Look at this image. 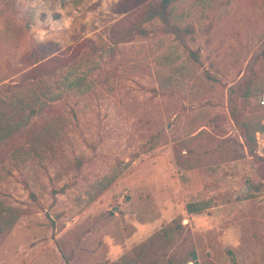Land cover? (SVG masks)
Returning a JSON list of instances; mask_svg holds the SVG:
<instances>
[{
  "label": "rangeland",
  "instance_id": "1",
  "mask_svg": "<svg viewBox=\"0 0 264 264\" xmlns=\"http://www.w3.org/2000/svg\"><path fill=\"white\" fill-rule=\"evenodd\" d=\"M148 1L0 0V264H264V151L229 102L264 130V0H180L186 43H114ZM47 41L76 59L24 82Z\"/></svg>",
  "mask_w": 264,
  "mask_h": 264
},
{
  "label": "trees",
  "instance_id": "2",
  "mask_svg": "<svg viewBox=\"0 0 264 264\" xmlns=\"http://www.w3.org/2000/svg\"><path fill=\"white\" fill-rule=\"evenodd\" d=\"M179 1L180 0H149L147 3L142 4L132 13L134 14V17L132 15L128 17V27L126 29L118 31L117 24L111 26L110 32L112 41L118 44L129 42L137 36L146 37L150 32L146 25L152 24L157 20L165 29V32L173 34L176 39L186 43V38L192 33L191 29L187 26L182 27L174 22V11ZM37 45L40 47L39 51L50 48L53 50L51 53L46 54L44 58H39V60L34 62L32 65L35 66H32L26 73L28 74V77L24 82L34 84L35 86H39L43 83V77L54 75L59 69L67 65L69 62H73L77 57L76 53L70 51L72 47H66L63 49L54 41L39 42ZM28 89L29 88H27L26 91H28ZM240 89L241 88L238 85L236 88H231L230 90L229 102L231 116L238 127L243 131L245 140L249 144L250 151H257V154L259 153L258 155H261L262 157L263 154L259 152L258 142L255 137L256 128L252 127L250 120L241 121V118H239L238 112L240 111L236 106V92ZM248 97L249 93L243 94V99H248ZM39 98L40 96L36 92H32L31 94L28 93L26 98L27 103L25 104L24 101H21L19 105L23 108L27 107L34 110L35 103ZM22 107L19 106L20 109H23ZM260 108L261 113H264V106H260ZM12 125V118L5 119L3 123H1L0 120V131L10 129ZM31 132L34 139L46 146L51 144L53 140L52 130L45 125L32 126L28 130V134L30 135ZM262 132L264 133V130H262Z\"/></svg>",
  "mask_w": 264,
  "mask_h": 264
},
{
  "label": "built area",
  "instance_id": "3",
  "mask_svg": "<svg viewBox=\"0 0 264 264\" xmlns=\"http://www.w3.org/2000/svg\"><path fill=\"white\" fill-rule=\"evenodd\" d=\"M258 104L264 106V92L258 97ZM256 140L258 142L259 151H264V134L262 132L255 133Z\"/></svg>",
  "mask_w": 264,
  "mask_h": 264
}]
</instances>
